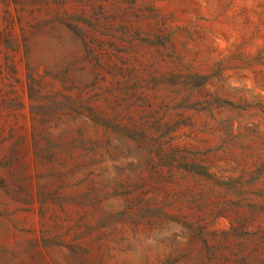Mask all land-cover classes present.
Here are the masks:
<instances>
[{
  "label": "rangeland",
  "instance_id": "374dc122",
  "mask_svg": "<svg viewBox=\"0 0 264 264\" xmlns=\"http://www.w3.org/2000/svg\"><path fill=\"white\" fill-rule=\"evenodd\" d=\"M0 264H264V0H0Z\"/></svg>",
  "mask_w": 264,
  "mask_h": 264
}]
</instances>
